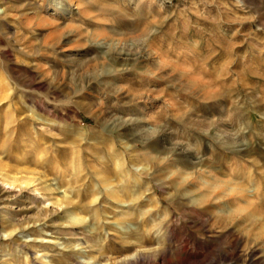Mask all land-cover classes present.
Instances as JSON below:
<instances>
[{
	"label": "rangeland",
	"instance_id": "obj_1",
	"mask_svg": "<svg viewBox=\"0 0 264 264\" xmlns=\"http://www.w3.org/2000/svg\"><path fill=\"white\" fill-rule=\"evenodd\" d=\"M139 257L264 264V0H0V264Z\"/></svg>",
	"mask_w": 264,
	"mask_h": 264
},
{
	"label": "bare ground",
	"instance_id": "obj_2",
	"mask_svg": "<svg viewBox=\"0 0 264 264\" xmlns=\"http://www.w3.org/2000/svg\"><path fill=\"white\" fill-rule=\"evenodd\" d=\"M8 209H10V211H16V212H19V211H22V210H24V209H26V210H29L30 209V207L28 208V207H21L20 205H17L16 207H14V205L13 206H11L10 208H8ZM42 214V213H41ZM141 258L142 257H139V258H137L136 260H137V264H143L142 263V260H141ZM132 263V262H131ZM128 264H130V261L128 260ZM134 264V263H133Z\"/></svg>",
	"mask_w": 264,
	"mask_h": 264
}]
</instances>
